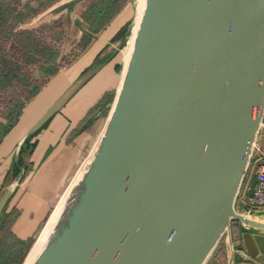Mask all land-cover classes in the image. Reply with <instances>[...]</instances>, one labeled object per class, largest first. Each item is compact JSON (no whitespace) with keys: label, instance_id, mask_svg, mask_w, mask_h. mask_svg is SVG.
Masks as SVG:
<instances>
[{"label":"water","instance_id":"obj_1","mask_svg":"<svg viewBox=\"0 0 264 264\" xmlns=\"http://www.w3.org/2000/svg\"><path fill=\"white\" fill-rule=\"evenodd\" d=\"M100 66L34 122L16 160ZM263 107L264 0H145L105 125L32 264H206L234 221L243 264H264V221L237 208ZM13 189L0 198V218Z\"/></svg>","mask_w":264,"mask_h":264},{"label":"crops","instance_id":"obj_2","mask_svg":"<svg viewBox=\"0 0 264 264\" xmlns=\"http://www.w3.org/2000/svg\"><path fill=\"white\" fill-rule=\"evenodd\" d=\"M69 1L71 0H55L53 4L42 8L37 13L27 18L24 22L20 23L16 30L32 31L37 36V39L44 45H50L55 48L56 46L48 43L44 36V30L49 26L54 29V22L47 19L50 16L64 13H67V18H69L78 4L73 10L67 9L61 12H56L61 5ZM132 10L133 6L130 3L124 5L122 10L106 26H104L101 31L94 35L88 47L75 55L73 60L69 61L67 64L64 63L65 66H63L55 75L47 77V75L38 68L39 66L31 69V64H24L32 81L34 83H41L42 81L44 84L37 94L25 103L15 125L0 141V198L12 185H14L12 195L2 215L6 214V217L9 215L7 218L8 223H10V220L14 217V222H11V231L19 240L24 241V237L27 239L32 236L34 230L37 229L36 227L40 226L46 218H49L51 215L49 205L50 203H57V198L60 195V190L53 186L52 183L54 182L55 177L54 170L56 169L57 162L61 163L63 160L67 159H63L62 161L59 159V161L53 164L57 158V154L55 152L53 153V142L61 140L63 137L68 138L67 135H70L73 131H77V133L80 130L84 133L88 132L95 126L105 108L112 107L113 102L110 103V101H114L118 90L116 79L120 77L123 68V64L116 60L119 51L125 47H117L115 43H118L119 41L112 40L117 32L132 17ZM77 20L79 19H76V22ZM30 23L35 26H29ZM85 31L86 30H84V33ZM59 33L62 35L63 32L61 31ZM81 37L83 38L82 35ZM10 45V42L6 45L7 51L12 49ZM16 51L22 53L20 49H17ZM36 57V64L40 65L38 62L40 56L36 55ZM11 58L15 59V57L12 56ZM63 59V54L60 51L58 61L62 62ZM95 62L96 64L101 65L98 70L78 89L61 111L53 116L43 129L33 137L31 142H34V147L29 150L27 149L25 152L23 157V167H21L22 175L15 183V180L18 177L15 176V163L17 162L16 153L20 139L26 135L34 122L57 99V97L66 90V88L96 65ZM110 64L112 71L102 74L104 68ZM60 80H67L68 85L65 88H62L59 92L51 87ZM37 101L39 102L37 105L38 108L34 110L38 113L36 117L29 121L28 118L31 115L30 112L24 119L23 116L27 113L28 109H30V107ZM49 101L50 103L48 106L44 110H40V107ZM8 109L9 107L7 108V111ZM109 112L107 115H109ZM94 116L95 119H93ZM7 121L8 119L5 117L4 113L0 122L7 123ZM102 129L99 134H97L93 144L100 135ZM83 132L79 133L77 137ZM66 143L67 142L64 141L61 150L66 147ZM59 178H61L60 174ZM241 207L243 211L248 214L250 213L252 218L264 221V213L258 215L254 212L253 215L249 209H244V205H241ZM239 210L241 211V209ZM12 214L14 215L13 217L11 216ZM242 233V225L238 221H235L232 225L231 236L226 234L222 238L206 264H230V259L233 256V253L234 264H243L241 253H243L245 247ZM255 263L263 264L256 261Z\"/></svg>","mask_w":264,"mask_h":264},{"label":"trees","instance_id":"obj_3","mask_svg":"<svg viewBox=\"0 0 264 264\" xmlns=\"http://www.w3.org/2000/svg\"><path fill=\"white\" fill-rule=\"evenodd\" d=\"M101 1L92 3L91 6L89 5V7L85 10V12H88L87 20L91 23V25L89 30L85 31L80 42L82 51L88 47L94 35L101 31L104 26H106L122 10L124 6V4L113 6L117 0ZM53 2H55V0H0V96L8 90H11L10 88H16V85L22 83L25 87L30 86L27 91V95H24L23 98L21 97L12 101L13 104L9 106L7 113H5V117L8 119L7 123L0 122V141L3 136L15 125L25 106V103L35 96L44 84L42 81L41 83L31 82V77H29L25 65L19 62L18 58H11L10 51H7L6 45L10 42V46L12 48L11 50L20 49V51L28 58L30 57L29 64H32L33 67L39 66L38 68H40L41 71L47 75V77L55 75L63 66H65L64 63H68L58 61L60 49L51 47L50 45H44L37 39L34 32L28 30H16L20 23L24 22L27 18L37 13L42 8L53 4ZM96 17H98V20L95 19ZM49 27L48 29H52ZM129 34V24L126 23L117 32L112 41H120V46L123 47L126 44V39ZM60 35L61 34L58 33L56 38H59ZM36 55L40 56L38 59L40 65L36 64ZM31 59L33 60L31 61ZM37 133L24 141L19 153V160L15 163V176L20 171L21 167H23V157L25 152L27 149L29 150L34 147V142L31 141ZM5 217L6 214L2 215L0 218V233L1 230L8 224L7 218L9 215L6 218ZM14 220L15 219L13 217L8 224V233L12 234L14 239L17 241L15 245L18 249L16 252H18L24 242L17 239L11 231V222H14ZM12 248L11 250L10 248H8L9 250H3L4 258L0 260V264H11L12 260L15 259V256L11 258ZM17 264H20V262Z\"/></svg>","mask_w":264,"mask_h":264},{"label":"rangeland","instance_id":"obj_4","mask_svg":"<svg viewBox=\"0 0 264 264\" xmlns=\"http://www.w3.org/2000/svg\"><path fill=\"white\" fill-rule=\"evenodd\" d=\"M12 1H17V0H12ZM59 1H61V0H59ZM63 1H67V0H63ZM99 1H101V0H85L81 3H79L77 5L75 11L71 14V16L69 18H67V13L60 14V15H53V16L48 17L47 20H49V21L52 20L54 22V29H48V28L45 29L44 30V36L46 37L48 43L53 44L54 46H56L55 48L60 49V51L64 57V59L62 61L63 63L73 60L75 58V55L79 54L82 51V47L80 44V41L82 39L81 35L83 36L84 30H86V31L89 30L90 25H91V23L88 22V20H87L88 12L87 11L85 12V10L89 7V5L91 6L92 3H96ZM127 3H130L131 5H133V10H132L133 15L127 21L129 26L131 24V27L133 28L134 23H135V18L137 16V10H136L137 1L136 0H117L115 2V4H113V6H115V5L117 6L119 4L120 5H123V4L126 5ZM76 19H79V21H80L79 24L76 22ZM95 19L98 20V17H96ZM29 26H35V25H32L30 23ZM61 31L63 32L62 35H60L59 38H56L58 33ZM115 44L117 45V47H119V48L121 47L119 45L120 41L118 43H115ZM10 55L12 57L18 58L19 62H21L25 65H29V58L30 57L28 58L24 53H19V51H16V50H10ZM20 55H22V56H20ZM120 59L121 58L117 57L116 61H121ZM32 60L33 59H31V61ZM32 67L33 66L31 64V69H32ZM109 71L111 72L112 69H110ZM31 82L34 83L32 81V79H31ZM16 86H17L16 88H10L11 90H8L7 92H5L3 95L0 96V119L3 118V115H4V113H6L7 108L13 104L12 103L13 100L19 99V98L23 97L24 95L28 94L27 91L30 88V86L25 87V85L23 83L16 85ZM111 102H113V101L111 100L110 103ZM110 108H111V106L108 108L107 107L105 108V110L103 111V113L101 114L99 119L97 120V123L95 124V126L93 128H91V130H89L88 132L84 133L82 130H80L77 133V131H73V132H71L70 135H67L68 138L63 137L61 140L53 142V149H54L53 153L55 152L57 154V158L55 159L53 164H55L57 161H59V159H61V161L63 159H67V160H63L61 163L57 162L56 169L54 170V175H55L56 179L54 177V182H52L53 186H55L57 189L60 190L61 196L67 190L68 186L70 185L73 178L75 177L77 170L80 168L81 164L83 163L85 158H87L91 149L93 148V145H94L93 141L95 140L97 134H99L102 127H104V122L107 120V117H108L107 114L110 111ZM93 119H95V116L93 117ZM81 132H83V133L77 137V135ZM64 141L67 142L65 144L66 147L63 150H61V147L64 145ZM18 160H19V157H18ZM60 168H61V170H60ZM257 172H258V167L255 165V166H253L252 171H250L248 176L246 177V181H245L244 185H246L247 183H250L254 179H257V177H258ZM20 173H21V171H19L17 173L16 177ZM59 174H60L61 178H59ZM60 195L57 198V203L61 198ZM57 203L56 202L54 204L50 203L49 206L51 209L50 210L51 213L53 212ZM237 208L242 210V207L240 204H238ZM244 209L245 210L251 209L258 215H261L264 213V210H263L264 208H248V207H245ZM11 216L13 217L14 215L12 214ZM47 220L48 219L46 218L40 224V226L36 227L37 229L34 230L32 236H30L27 239H26V237L23 238L24 244L21 246L20 251H18V252H16V250H18V249L15 245L17 241L14 239L12 234L8 233L9 232V228H8L9 223H8L7 226H5L1 230V233H0V260H2L4 258V256H3L4 251L3 250H9L8 248H10V250H11V248L13 246L11 258H13L15 256V259L12 260L11 264H17L18 262H20V264L24 263V260L26 259V257L30 253V250L33 247V245L36 243L42 229L44 228V226L47 222Z\"/></svg>","mask_w":264,"mask_h":264},{"label":"bare ground","instance_id":"obj_5","mask_svg":"<svg viewBox=\"0 0 264 264\" xmlns=\"http://www.w3.org/2000/svg\"><path fill=\"white\" fill-rule=\"evenodd\" d=\"M136 1H137V7H136L137 16H136V20H135V23H134V26L132 29L131 37H130L127 45L119 51L118 56H117V57L121 58L120 62L123 64V68H122V72L120 74V77L118 79H116L118 90L121 87V82L123 80L124 71H125L126 65L129 61V58H130V55H131V52L133 49L134 38H135L137 29L139 26L141 14H142L144 4H145V0H136ZM110 67H111V64L109 66L105 67L102 74L107 73L111 69ZM67 85H68L67 80H60L57 83H55L51 88L60 92L61 89L65 88ZM49 103H50V101L48 103H44V105L40 107V110H44L48 106ZM38 104H39L38 101L35 102L30 107V109H28L27 113L23 116V118L25 119L26 115H28L30 112H31V115L28 118V120L30 121L31 119L35 118L38 113H36L34 110L36 108H38V106H37ZM63 195L61 196L60 200L58 201L59 202L58 205L56 206V208L53 210L50 217L48 218V220H47L44 228L42 229L36 243L31 248L30 253L28 254L26 259L24 260L25 262L23 264H32L33 263V261L36 259L38 254L41 252V250L45 246L49 236L54 231V228L58 222V219L60 218V215H61L63 209L65 208L66 204H67L68 197L67 196L64 197Z\"/></svg>","mask_w":264,"mask_h":264},{"label":"built area","instance_id":"obj_6","mask_svg":"<svg viewBox=\"0 0 264 264\" xmlns=\"http://www.w3.org/2000/svg\"><path fill=\"white\" fill-rule=\"evenodd\" d=\"M259 113L263 115V127L255 147L249 170V172L252 171L255 165L258 167L256 186L253 194L249 196L248 190L251 182L244 185L238 199V204L248 208H264V107L260 109Z\"/></svg>","mask_w":264,"mask_h":264},{"label":"flooded vegetation","instance_id":"obj_7","mask_svg":"<svg viewBox=\"0 0 264 264\" xmlns=\"http://www.w3.org/2000/svg\"><path fill=\"white\" fill-rule=\"evenodd\" d=\"M20 171H21V169H20Z\"/></svg>","mask_w":264,"mask_h":264}]
</instances>
